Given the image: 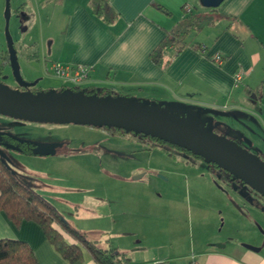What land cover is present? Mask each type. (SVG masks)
<instances>
[{
    "label": "rangeland",
    "instance_id": "1",
    "mask_svg": "<svg viewBox=\"0 0 264 264\" xmlns=\"http://www.w3.org/2000/svg\"><path fill=\"white\" fill-rule=\"evenodd\" d=\"M191 1L188 5L193 13L207 9L200 0ZM5 2L0 0V58L7 50ZM10 12L9 32L22 77L40 79L36 86L46 91H75L70 85L63 86L62 80L48 70V37H55L63 23L58 19L52 24L46 22L47 10L37 8L34 0H10ZM194 36L192 31L188 39ZM5 74V84L17 90L10 67H6ZM96 88L101 89L100 85ZM79 90L85 92L86 87ZM129 90L125 89L138 101L151 105L170 107L174 102L155 89ZM196 107L188 110L187 117L195 114ZM197 116L202 123L215 122L216 133H221L216 122L227 120L226 116L203 112ZM0 128L18 140L37 144L31 150L39 145H56V153L48 156L36 155L28 147L19 150L1 145L0 149L25 187L49 202L67 221L71 216L68 213L74 211L83 218L80 223L75 219L69 222L74 227L81 224L88 228L84 229L89 230L87 237H124L117 239L120 242L141 237L148 244L163 245L154 252L180 256L189 252L191 242L194 251L212 243H225L227 249L230 238L262 237L264 202H257L261 208L256 206L253 211L244 202L256 201L260 194L238 178L230 180L221 168L190 151L164 142L152 146V138L141 140L132 133L84 124L28 121L2 114ZM231 128L228 125L222 131L227 140H232ZM242 142L255 154L253 150L257 148H250L245 137ZM258 154L264 162V152ZM72 189L93 196L66 195L80 202L70 209L58 202H70L69 199L58 195L56 200L52 194ZM247 192L249 198L243 196ZM93 210L98 214L96 220L91 217ZM112 220H116L114 227ZM64 236L68 235L64 232ZM96 245L106 246L103 239Z\"/></svg>",
    "mask_w": 264,
    "mask_h": 264
},
{
    "label": "crops",
    "instance_id": "2",
    "mask_svg": "<svg viewBox=\"0 0 264 264\" xmlns=\"http://www.w3.org/2000/svg\"><path fill=\"white\" fill-rule=\"evenodd\" d=\"M34 1L37 8L47 10V15H43L46 22L52 24L58 19L63 23L55 37H48V61L89 67L86 89L97 85L122 93H127L125 89H155L174 102L219 109L227 113L220 115L227 120L216 122L221 127L217 135L226 137L222 131L232 125V141L244 145L242 139L245 137L250 148H257L253 153L264 152V0H224L212 13L213 23L188 39L190 43L205 45L204 53L191 44L178 53L168 46L160 63L153 61L151 54L179 22L193 13L191 9H184L185 4L193 3L191 0ZM98 5L100 10L96 11ZM195 13L207 15L210 11L207 8ZM216 53L224 57L220 65L210 59ZM237 71H243L244 75L235 83L233 77ZM207 123L201 122L202 125ZM56 149L55 145L54 153ZM52 194L56 200L58 195L69 199L70 202H58L70 209L80 202L66 195L93 196L74 189ZM102 199L107 202L106 198ZM245 204H249L252 211L258 207ZM94 211L91 217L96 220L98 214ZM68 215H71L69 221L75 219L80 223L83 219L76 216L75 211ZM112 223L114 227L116 220ZM74 228L88 235L85 226L79 224ZM0 238L27 242L37 264H69L47 240L39 224L28 220L16 224L2 210ZM88 238L95 244L103 239L104 248L125 252L129 262L137 264L153 261L188 264L192 257L198 264H264V244L259 251L239 245L241 240L258 244L262 237L230 238L227 249L226 245L219 249L209 244L194 251L191 242L189 252L181 256L154 252V248L163 245L148 244L141 237H131L130 242L117 240L124 237ZM66 239L74 242L69 236ZM84 259L85 264H96L87 252Z\"/></svg>",
    "mask_w": 264,
    "mask_h": 264
},
{
    "label": "water",
    "instance_id": "3",
    "mask_svg": "<svg viewBox=\"0 0 264 264\" xmlns=\"http://www.w3.org/2000/svg\"><path fill=\"white\" fill-rule=\"evenodd\" d=\"M207 8H217L224 0H200ZM10 0L5 2V35L9 64L17 85L29 88L39 79L26 80L20 73V65L14 47V40L9 32ZM193 106L173 102L171 106H155L138 101L131 95L124 94H86L83 91L11 89L0 82V114L17 119L60 123L107 126L125 131L160 138L180 148L190 151L208 162L229 172L243 183L250 185L264 197V162L257 154L250 153L236 141L227 140L224 135H217L214 124L202 125L197 115L209 113L225 115L216 108L198 106L192 117L187 112ZM4 132L0 130V135ZM18 140V139H17ZM19 142L22 140H18ZM4 147L16 148L12 143H3ZM37 144L34 145V147ZM36 155H51L55 152L54 144L39 145L31 150ZM264 236V230H261ZM223 248L225 243L210 244ZM244 247L259 251L260 247L244 244Z\"/></svg>",
    "mask_w": 264,
    "mask_h": 264
},
{
    "label": "trees",
    "instance_id": "4",
    "mask_svg": "<svg viewBox=\"0 0 264 264\" xmlns=\"http://www.w3.org/2000/svg\"><path fill=\"white\" fill-rule=\"evenodd\" d=\"M210 14H188L178 25L169 32L167 37L162 41L160 46L152 52L151 58L156 63H160L164 57V51L168 46H172L176 53L180 52L186 46L190 45L204 53L206 46L190 43L188 35L190 32L199 33L206 25L213 23V12L216 8H208ZM99 11V5L96 6V11ZM6 67H10L9 55L7 50L5 55L0 58V82H4L6 77ZM74 90H79L73 88ZM86 94H97L99 96L112 93L110 88L103 87L87 88ZM125 94L122 92H114L113 95ZM96 128H104L110 131L121 133H132L138 136L139 133L133 131H125L114 127L101 126L91 124ZM2 131V129L0 128ZM0 137L10 143L18 144L20 149L28 150L35 144L26 140L18 141L16 137L10 133L3 131ZM146 136L147 135H143ZM158 141H164L160 138L148 136ZM155 144L153 143L152 146ZM1 146V144H0ZM19 149V150H20ZM0 210H2L16 224L23 220L33 221L39 224L46 236L47 240L53 245L55 250L69 264H85L84 253L87 252L96 264H122L127 263L130 259L125 252L115 248H101L91 241L84 231L78 230L71 226L67 220L44 198L33 190L25 187L13 174L5 157H3L0 149ZM64 232L71 237L74 242H69L64 236ZM0 264H37L36 257L32 248L27 242L19 239L0 238Z\"/></svg>",
    "mask_w": 264,
    "mask_h": 264
},
{
    "label": "built area",
    "instance_id": "5",
    "mask_svg": "<svg viewBox=\"0 0 264 264\" xmlns=\"http://www.w3.org/2000/svg\"><path fill=\"white\" fill-rule=\"evenodd\" d=\"M184 9L189 11L191 7L188 4H185ZM210 59L216 65H220L223 62L224 57L220 53H216L212 55ZM48 70L52 75L62 80L63 86L70 85L71 88L80 89V87H84L89 81L90 68L85 65L52 61L48 67ZM243 75V71H237L233 77L234 82L238 83L242 79ZM122 264L137 263L127 262ZM148 264H159V262L153 261ZM188 264H198V262L194 259V257H192Z\"/></svg>",
    "mask_w": 264,
    "mask_h": 264
},
{
    "label": "flooded vegetation",
    "instance_id": "6",
    "mask_svg": "<svg viewBox=\"0 0 264 264\" xmlns=\"http://www.w3.org/2000/svg\"><path fill=\"white\" fill-rule=\"evenodd\" d=\"M36 79H38V78H36ZM27 80H29V81H32V79H27ZM35 80V79H34ZM40 80V79H39ZM39 82V81H38ZM37 82V83H38ZM15 86L17 87V89H20V90H27V89H29V90H31V91H33V92H37V91H40V90H43L42 88H38L36 85L35 86H32V87H29V88H25V87H22V86H19V85H17V83L15 82ZM110 94H112V93H110ZM2 135H0V137H1ZM140 136V139L141 140H146L147 138H148V136L146 137V136H143V135H139ZM153 141H154V144H156V142H159V143H162V142H164V143H169V142H167V141H158V140H155V139H152ZM10 143L9 141H7V140H3V139H1L0 138V144L2 145L3 143ZM13 144V143H12ZM153 144V143H152ZM171 144V143H170ZM15 146H16V148L17 149H20V147H19V145L16 143V144H14ZM172 145H174V144H172ZM176 146V145H175ZM178 147V146H177ZM178 148H180V147H178ZM180 150H185V149H183V148H180ZM187 151V150H186ZM214 165V164H213ZM214 166H216V165H214ZM217 167V166H216ZM220 168V167H219ZM222 169V168H221ZM223 170V169H222ZM224 171V170H223ZM226 172V171H225ZM228 175H229V179L230 180H235L236 178L233 176V175H231L229 172H226ZM241 181V180H240ZM242 182V181H241ZM245 198H249V196H248V192L247 193H244V195H243ZM244 199V198H243ZM255 199H257L256 201H253V200H248L249 202H247V203H252V205H257V202L258 203H263L264 202V197H262V196H256V198ZM245 200H247V199H245ZM245 203H246V201H245ZM260 205V204H259ZM258 205V207H259V209L261 208V205L259 206ZM264 211V210H263ZM229 241H230V239H229ZM244 244H248L247 243V241H243V240H241V241H239V245L241 246V247H244ZM249 244H251V245H254V246H258V247H261L263 244H264V236L262 235V239L260 240V242L258 243V244H253V243H249Z\"/></svg>",
    "mask_w": 264,
    "mask_h": 264
}]
</instances>
